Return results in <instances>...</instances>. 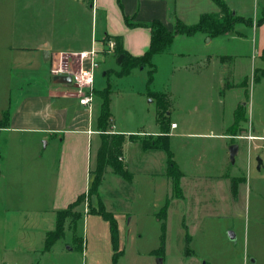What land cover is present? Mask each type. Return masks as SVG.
Here are the masks:
<instances>
[{
	"label": "crops",
	"instance_id": "1",
	"mask_svg": "<svg viewBox=\"0 0 264 264\" xmlns=\"http://www.w3.org/2000/svg\"><path fill=\"white\" fill-rule=\"evenodd\" d=\"M76 1L79 4L80 17L87 15L88 18L90 14L91 21L89 30L87 25L84 33L80 27H74L70 34L71 44L61 45L57 36L47 34L37 37L17 34L6 39L5 49L12 59L21 62L24 57H29L32 62L27 63V66L36 65V62L48 64L43 66L45 69L43 77L23 79L29 83L22 84L27 85V88L30 86L34 88L25 91L37 90L36 92L17 96L20 98L13 103L12 111L7 116L9 102L0 110V264H112L114 252L109 223L100 215L89 213V209H98L99 206L111 214L116 222L120 251L116 264H119L124 255L123 247L126 241H130L132 245L137 244L146 229L157 235L158 247L148 252L136 253V256L142 260L156 256L154 252L160 246L162 224L157 215L164 206L167 158L163 150H145L139 141H130L128 137L162 135L157 110L152 121L147 124L149 130L146 132H136L137 130L127 128L117 129L111 91L110 118L106 134L124 136L121 159L132 179L131 182H127L107 168V183L112 184L117 194L112 197L111 203H108L102 200L99 194L88 195L92 180L91 172L95 168L96 154L100 147V133L96 128L101 105L97 100L100 97L94 95L90 108L81 106L72 83L60 82L61 76H52L51 72L64 56L74 58L78 71L81 67L87 68L88 61H80L79 56L95 51V60L98 63L95 71L100 69V75L108 77L106 70L112 69L111 65L105 67L108 58L107 61L118 65V73L121 62H118L119 56L114 49L106 50L104 45L106 37H119L120 45L128 55L142 56L149 48L150 30L142 26L129 27L125 19L136 25L158 21L167 31L173 32L177 23L193 26L204 15L213 16L220 21L225 18L214 0ZM220 2L234 18L240 19L228 32L217 37H210L202 32L192 36L178 34L167 51L153 58L154 60L166 56L171 60L167 93H164V90L152 91L150 94L147 92L145 96L153 93L165 94L171 104L169 108L171 112L167 117L172 113L176 114L179 120H185L187 117L190 121L210 123L205 132L194 127L186 128L184 125L174 133L178 126L168 121L170 151L171 141L176 138L208 140L214 147L219 144L220 150L225 152L231 135L223 124L225 110L221 98L226 97V93L221 91L225 79L223 74L230 73L229 69L236 59H249L253 55L259 62L256 69L263 67L261 55L264 52V0ZM214 42L227 43L230 52H226L224 50L226 46L222 45L220 46L222 51L215 53L210 51ZM182 43L185 47L179 48ZM43 47H48L46 61L43 59ZM176 60L180 62L177 63ZM136 70L133 69L125 77H118L115 74L114 76L119 79L126 78ZM242 85L244 88V84L229 85L232 101H238L237 95L234 94L241 91ZM106 87L98 90L94 88V91H103ZM228 113L232 117L233 105ZM171 125L174 127L171 128ZM250 136H253L252 139H259V135L255 134L253 129ZM237 146L238 154L242 149L240 145ZM30 153L33 155L29 156ZM172 155L174 159V154ZM176 165L180 171L181 167ZM219 165L222 173L223 169H226V155L222 157V163ZM263 168L262 162L261 169ZM180 173L181 185L184 175L181 171ZM138 175L141 179H138ZM225 175L226 172L220 174L217 180L227 182ZM103 178L104 175L97 192L105 184ZM143 184L148 186L145 196L137 192V187ZM125 190L129 191L128 195L123 194ZM80 196L85 198L74 207L73 212L79 214L77 221L80 220L81 226H72L70 220L65 219L62 236L45 252V238L56 228L57 213L75 203ZM237 197L236 193L233 198ZM182 199L183 195L180 199L172 198L170 201L177 202ZM171 204L169 202L164 220V251L169 243L175 241L169 237L170 228L167 223ZM182 227L185 233L181 242L188 246L191 236L188 234L187 226L183 224ZM64 241L66 243H62ZM263 241L260 238L254 240L249 253V243L246 240L245 255L240 264H264Z\"/></svg>",
	"mask_w": 264,
	"mask_h": 264
},
{
	"label": "rangeland",
	"instance_id": "2",
	"mask_svg": "<svg viewBox=\"0 0 264 264\" xmlns=\"http://www.w3.org/2000/svg\"><path fill=\"white\" fill-rule=\"evenodd\" d=\"M75 1L0 0V110L9 102L11 106L9 105L7 109L11 112L13 103L20 98L17 96L36 92L37 90L25 91L34 88L31 86L27 88V85L22 84L29 83L23 79L34 76L43 77L45 71L43 66L48 64L36 62L37 66H27V63L32 62L28 59L29 57H24L21 62L15 58L12 59L5 49L6 39L13 38L17 34L33 37L47 34L57 36L61 45L71 44L69 43L70 34L74 27H80L84 33L87 25L89 30L91 21L90 14L88 18L87 15L80 17L79 4H77L79 2ZM87 6L90 5L87 3ZM217 43L214 42L211 45L210 51L220 52L222 45L226 46L224 49L226 52H230L231 49L227 43ZM179 46V48L185 47L184 43ZM73 60V57L71 59L66 56L61 57L51 72L52 76L57 75L60 62L66 71L72 67L71 71L74 76H77L79 71L76 69L77 63ZM107 60L105 67L111 65L112 69L106 70L108 76L106 78L100 75V69L95 71L94 88L98 90L109 85L113 93V115L117 121L115 128L146 132L149 130L147 124L152 121L157 108V101L151 95L147 97L145 94L163 90L167 93L171 60L166 56L153 60L154 73L150 84H148L149 67L137 68L130 76L119 79L114 76V74L117 76L118 65ZM258 64V59L254 55L249 59H236L229 69L230 73L223 74L225 79L221 91L226 93V97L221 98L225 110L223 124L231 135L225 152L220 150L219 144L214 147L211 141L204 139L174 138L171 141L174 161L181 167L180 171L184 175L180 185L183 199L177 202L170 201L172 188L170 180L164 176V203L165 197L172 203L167 221L170 228L169 237L175 241L169 243L162 257L139 259L136 253L148 252L158 247L157 235L146 229L141 241L137 244L132 245L130 241H126L123 247L124 255L119 264H240L245 255V241L249 243L250 253L251 243L254 240L258 238L264 240V168L260 171L256 169L257 157L261 158L264 167V77H260L258 73V80L253 79ZM226 84H244V88L242 85L241 91L234 94L237 95L238 101L231 100L230 88H225ZM98 102L100 104L101 99L98 98ZM232 105L233 115L230 117L228 111ZM170 112V109L166 112L165 121L177 124L178 129H172L174 133L184 125L186 128L194 127L198 131L205 132L210 124L207 121H190L187 117L185 120H179L176 114L172 113L167 117ZM251 129L255 130L259 139H252ZM147 137L143 136V138ZM232 144L240 145L242 149L233 161L229 158V147ZM32 155V153L29 154V156ZM224 155H226V169H223L222 173L226 172L227 182L217 180V176L222 174L219 163H222ZM165 166L164 158V171ZM107 173L108 170L103 178L105 184L101 186L98 194L102 200L111 203L112 197L117 194L112 184L107 183ZM204 176L206 178H203ZM138 179H141L140 175ZM232 179L237 181V199L233 198L230 191ZM167 181L168 184H166ZM147 188L145 184L139 185L138 194L145 196ZM123 192L124 195L129 194L127 190ZM183 224L187 226L188 234L191 236L188 246L181 242L185 233ZM74 225L81 226L80 220H76ZM230 234H233V238Z\"/></svg>",
	"mask_w": 264,
	"mask_h": 264
},
{
	"label": "trees",
	"instance_id": "3",
	"mask_svg": "<svg viewBox=\"0 0 264 264\" xmlns=\"http://www.w3.org/2000/svg\"><path fill=\"white\" fill-rule=\"evenodd\" d=\"M218 5L221 14L224 15L222 21L217 20L215 17L210 15L202 16L198 23L193 26H184L177 23L173 32H169L166 28L158 21H153L150 24L146 25H136L131 23L128 19H125L129 27L142 26L150 30V44L148 50L140 57H132L128 55L121 47L119 42V37H106L104 43L111 39L115 42L114 50L117 56H121L122 60L120 63V71L117 73L118 77L127 76L133 69L149 67V76L148 84L151 83L154 73V68L152 60L154 56L162 54L169 49L172 44L174 37L178 34H183L187 36H192L198 32L207 34L210 37H217L228 32L233 24L240 19L234 18L227 7L220 2V0H214ZM222 61L224 59H221ZM261 61L263 62L262 69H256L253 76L254 81L258 80V73L260 77H264V52L261 55ZM225 88H231L228 84L225 85ZM111 94L110 87L107 86L103 91H94V95L100 97L101 105L99 115L96 120V128L100 133V147L96 154L95 168L91 172L92 180L90 183L88 195L98 196V187L100 185L101 179L106 172L107 168H110L112 172L120 177L124 178L127 182H131L132 175L126 170V166L122 162V145L125 141L123 135H109L106 134L108 128V121L110 118L109 112V95ZM154 99L157 101V117L158 124L162 129V135L155 137L140 138L138 136H129L128 140L130 141H139L143 149H160L163 150L167 158V169L166 176L171 182L172 188V198H182V191L180 188V178L181 173L173 159V155L169 149V136H168V126L165 121V114L171 107L170 102L167 99L165 94L153 93ZM9 110L6 113V116L9 114ZM230 191L233 197L237 193V181L232 179L230 181ZM84 196L78 197L75 203L68 206L65 210H62L57 213V224L53 232H50L46 235L45 238V247L44 251L47 252L52 244L62 236L63 224L65 219H69L71 225H74L75 221L79 218L78 213H74L73 209L80 202L84 200ZM169 204V198L165 199L164 206L161 208L157 215V219L162 222L161 224V237H160V246L154 252V255L162 257L164 255V233H165V215L167 207ZM89 213H95L100 215L104 220L109 223V229L111 234V242L113 247V256L112 264H116L117 258L120 255L118 250V235L116 222L111 216L107 213L102 206H99L98 209H89Z\"/></svg>",
	"mask_w": 264,
	"mask_h": 264
},
{
	"label": "built area",
	"instance_id": "4",
	"mask_svg": "<svg viewBox=\"0 0 264 264\" xmlns=\"http://www.w3.org/2000/svg\"><path fill=\"white\" fill-rule=\"evenodd\" d=\"M106 50H113L115 47V42L111 39L107 40L105 43ZM95 51H90L88 53H82L79 58L80 61L87 60L88 67H81L77 76H74L73 72L69 69L64 70L62 67V62L59 64L56 76L61 77H71L72 84L74 85L75 95L81 106L90 108L94 98V71L98 67V63L95 60ZM174 125H171L173 128Z\"/></svg>",
	"mask_w": 264,
	"mask_h": 264
},
{
	"label": "water",
	"instance_id": "5",
	"mask_svg": "<svg viewBox=\"0 0 264 264\" xmlns=\"http://www.w3.org/2000/svg\"><path fill=\"white\" fill-rule=\"evenodd\" d=\"M43 59L44 61H46L48 59V47H43ZM121 59L122 57L119 56L118 58V62L120 63L121 62ZM62 79H60V82H65V83H71L72 82V79L71 77H61ZM238 152V146L236 144H232L230 147H229V158L231 161H233L234 157L236 156ZM256 162H257V165H256V169L258 171H260L261 169V166H262V160L260 157H257L256 158ZM230 237L233 238V234H230Z\"/></svg>",
	"mask_w": 264,
	"mask_h": 264
}]
</instances>
